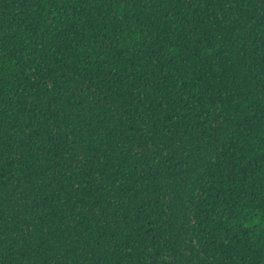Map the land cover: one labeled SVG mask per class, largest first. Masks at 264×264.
<instances>
[{
  "label": "trees",
  "instance_id": "1",
  "mask_svg": "<svg viewBox=\"0 0 264 264\" xmlns=\"http://www.w3.org/2000/svg\"><path fill=\"white\" fill-rule=\"evenodd\" d=\"M0 264H264V0H0Z\"/></svg>",
  "mask_w": 264,
  "mask_h": 264
}]
</instances>
